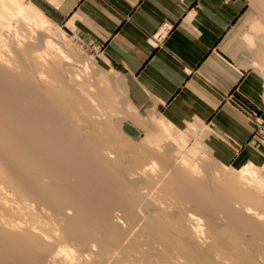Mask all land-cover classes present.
<instances>
[{
    "label": "bare ground",
    "instance_id": "1",
    "mask_svg": "<svg viewBox=\"0 0 264 264\" xmlns=\"http://www.w3.org/2000/svg\"><path fill=\"white\" fill-rule=\"evenodd\" d=\"M32 20L34 41L0 28L22 49L15 63L0 52V264H58L74 248L90 264H264V173L248 165L221 185L182 160L118 151L103 106L76 85L89 64Z\"/></svg>",
    "mask_w": 264,
    "mask_h": 264
},
{
    "label": "crops",
    "instance_id": "2",
    "mask_svg": "<svg viewBox=\"0 0 264 264\" xmlns=\"http://www.w3.org/2000/svg\"><path fill=\"white\" fill-rule=\"evenodd\" d=\"M27 4L46 19L70 23L82 42L98 49L124 76L132 106L178 128L202 125L203 141L222 165L264 164V145L252 137L256 119H264V75L242 54L251 21L246 0ZM163 23L171 29L154 45L151 35Z\"/></svg>",
    "mask_w": 264,
    "mask_h": 264
},
{
    "label": "rangeland",
    "instance_id": "3",
    "mask_svg": "<svg viewBox=\"0 0 264 264\" xmlns=\"http://www.w3.org/2000/svg\"><path fill=\"white\" fill-rule=\"evenodd\" d=\"M12 1L0 0V14L5 16L0 20V24H2L0 28L3 25L10 26V37H8V39H11V36L14 37L15 34H18V38L21 40H29L31 37L32 41H34L35 33L43 32L39 31L40 24L32 20L37 17L39 19L45 20L47 23L45 25L47 29H45L44 32L49 30L47 33L51 34V36L56 37L60 42H65V44L67 43L66 45L69 47V49H72L71 51L74 52L72 53L73 58L75 57L74 54L76 55L77 58L75 57L74 59L78 63L89 64L88 66L91 67H89V70L87 71V75H89V77L86 75L82 76L83 78L79 79V81L82 79V83L76 81V85L83 86L82 91H85L82 93H86L87 91V96H89V98L94 101L96 106H103V108L96 107L100 109L97 111L99 114L103 110L99 115L100 121L97 123L99 124L101 122L102 126H107V124L103 122V119H105L104 121L108 123L109 129L111 128V132H109L110 140L118 151L134 150L141 153H148L147 155H152L155 153L158 155L155 157L158 164L157 166L160 168L163 163L167 164L168 160H175L177 162L182 160L181 162L184 161L187 168L190 167L192 169V167L195 166V170L197 171L198 169V172L200 171L197 176L199 178H204L206 176L205 178H212V181L209 180L210 182L221 185H223V181L226 179H230L237 183L238 175L242 168L234 169L220 164L218 158L212 153L211 150L207 148L205 143L206 141H203L204 127L202 125L189 123L187 127L178 128L169 123L171 125L169 126L167 121L166 124L161 120L162 118L158 113L154 111L145 113L142 110L132 106L133 104L128 100L129 96L125 91V78L122 73L110 66L108 61L98 49L82 42L76 35V32L70 23L64 26L56 21H53L49 16H47L50 20L49 21L35 8L27 4V2H30V0ZM246 1L248 3L247 5L249 7L251 21L248 28L244 30L245 32L242 37V54L248 66L253 67L264 75V0ZM7 35L9 36V34ZM1 39L6 40L7 38L5 39V37L2 36ZM2 43V40H0V52L2 54H7V56L5 55V57H3L6 59V62H9V60L10 63L17 62L16 60L21 58L20 54L22 53V49L20 47L17 48L15 44H12L14 46L13 48L9 42L5 43V46L2 45ZM12 49L14 52H12ZM1 53L0 59L3 60ZM50 59L53 63V67H56L60 70V65L62 64L60 58L55 53H50ZM59 63L61 64L59 65ZM94 76L95 78H93ZM91 77L94 80H92ZM77 88L80 91L81 88ZM88 90H91L93 93L91 91L88 92ZM103 92L107 93L109 101L108 103H104L101 99V93ZM84 117L86 118L87 115H83L82 118L84 119ZM87 121L91 123L89 118ZM92 124L95 125L94 120H92ZM190 124L193 125L190 126ZM96 127H98V125H96ZM192 129L196 130L195 134H193ZM259 166L257 167L252 165L257 173H264V164H260ZM179 173L181 176H187L190 171L187 170V173ZM258 195L264 199L263 193H259ZM261 213L264 214V212ZM72 250L73 251L71 252L76 257L75 260L73 259L75 257L71 256V252L65 253L66 255L62 253V256L64 254V256H68V259H73L75 264H90L89 261L92 258V256L89 255L90 253L81 252L77 248ZM91 255H93V253ZM64 256V260L62 259L60 262L62 263V261H67V263H70Z\"/></svg>",
    "mask_w": 264,
    "mask_h": 264
},
{
    "label": "built area",
    "instance_id": "4",
    "mask_svg": "<svg viewBox=\"0 0 264 264\" xmlns=\"http://www.w3.org/2000/svg\"><path fill=\"white\" fill-rule=\"evenodd\" d=\"M170 29L171 25H169L168 23L161 24L159 28L151 35L152 43L154 45H160ZM252 137L257 142L264 145V119H256V126Z\"/></svg>",
    "mask_w": 264,
    "mask_h": 264
}]
</instances>
